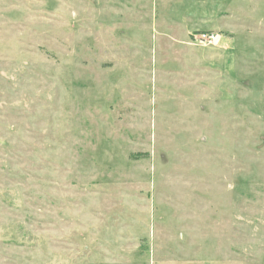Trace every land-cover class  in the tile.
<instances>
[{"label": "rangeland", "instance_id": "obj_1", "mask_svg": "<svg viewBox=\"0 0 264 264\" xmlns=\"http://www.w3.org/2000/svg\"><path fill=\"white\" fill-rule=\"evenodd\" d=\"M0 264H264V0H0Z\"/></svg>", "mask_w": 264, "mask_h": 264}, {"label": "built area", "instance_id": "obj_2", "mask_svg": "<svg viewBox=\"0 0 264 264\" xmlns=\"http://www.w3.org/2000/svg\"><path fill=\"white\" fill-rule=\"evenodd\" d=\"M193 41L197 43L216 44L219 42V36L215 33H198L193 37Z\"/></svg>", "mask_w": 264, "mask_h": 264}]
</instances>
